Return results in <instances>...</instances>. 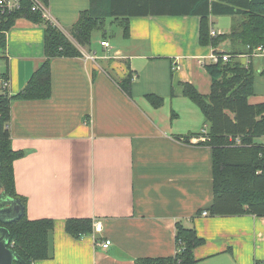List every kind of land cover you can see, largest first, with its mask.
Instances as JSON below:
<instances>
[{
  "label": "crops",
  "instance_id": "0c3cea01",
  "mask_svg": "<svg viewBox=\"0 0 264 264\" xmlns=\"http://www.w3.org/2000/svg\"><path fill=\"white\" fill-rule=\"evenodd\" d=\"M88 7V0H49L46 11L70 33ZM231 17L239 20L229 33L240 21ZM214 19L209 17L211 30L228 34L213 29ZM128 26V36L119 26L126 41L120 46L101 32L98 48L52 59L50 98L11 103V147L24 153L13 163L15 191L26 201L29 220L54 222L50 257L33 264L173 258L177 223L204 240L193 251L196 264H264V217L209 215L212 150L197 139L209 126L180 86L189 83L208 95L209 56L242 46L229 39L217 48L201 46L200 18L194 16L131 18ZM44 28L20 18L8 30L0 51V93L4 81L9 95L19 93L43 62ZM237 59L249 61L256 73L248 103H264V55ZM130 73L126 95L118 84ZM147 95L163 104L153 107ZM256 142L264 144V137ZM71 218L100 222L102 232L73 238L65 231ZM105 239L111 242L107 249L96 245Z\"/></svg>",
  "mask_w": 264,
  "mask_h": 264
},
{
  "label": "trees",
  "instance_id": "16d2710c",
  "mask_svg": "<svg viewBox=\"0 0 264 264\" xmlns=\"http://www.w3.org/2000/svg\"><path fill=\"white\" fill-rule=\"evenodd\" d=\"M46 7L49 0H40ZM88 10L82 12L72 26L70 38L61 30L32 12L27 1L11 12L0 10V51L6 48V33L16 20L23 18L34 24H44V60L17 94L0 93V190L2 196L20 201L21 218L5 227L10 247L26 263L50 257V235L54 228L51 219L29 220L26 201L15 191L13 163L24 156L14 151L8 131L12 101L45 100L51 96V60L58 57H79V48L90 45L94 31L103 32L106 21L118 22L128 36V21L140 17H199V44L217 48L226 40L239 43L243 50L234 51L227 62L209 64L206 71L211 78L208 95H202L189 83H181L182 95L195 104L209 126L208 141L203 145L212 150L213 201L208 208L211 216L253 215L264 217V144L256 142L264 137V103L249 104L253 95L256 73L233 56L248 53L247 47L264 48V0H88ZM238 16L229 34L210 35V16ZM264 75V70L260 73ZM132 74L119 82L130 95ZM150 104L158 108L163 98L147 95ZM240 138V146L229 139ZM201 213V212H200ZM65 231L73 238L90 235L93 224L89 219H68ZM177 253L173 258H146L135 264H196L193 251L204 244L194 229L176 224ZM260 264V263H256Z\"/></svg>",
  "mask_w": 264,
  "mask_h": 264
},
{
  "label": "built area",
  "instance_id": "2783aa9c",
  "mask_svg": "<svg viewBox=\"0 0 264 264\" xmlns=\"http://www.w3.org/2000/svg\"><path fill=\"white\" fill-rule=\"evenodd\" d=\"M22 1H27L30 9L34 10V11H38V13L41 15V17L50 22L52 24L53 27L59 28L58 24L52 20V18L48 15L46 8L44 7V5L41 3L40 0H0V10L1 12H11L14 10H18L21 8V3ZM210 35L211 36H216V33L211 30L210 31ZM101 46L104 48H109L110 45L108 42H102ZM247 49L249 50L248 53L244 54V55H237V56H233L234 58H240V57H246V58H252V57H256V56H262L264 55V48L262 46H259L257 48L254 49H250L249 47H247ZM232 58V56L230 54H225V53H218V52H214L209 56V59L211 61L210 64H215L217 62H219L220 60L223 62H226L228 60H230ZM245 66H247L249 64V61L245 64L243 63ZM7 88V81H4L3 83V92H6ZM197 139L199 141H208V129L205 126L201 131L199 136L197 137ZM230 142H233V146H240L241 141L240 138L236 137L234 139H229ZM203 216H206L207 213L203 212L202 213ZM93 232L95 234L97 233H101L102 232V224L100 222H94L93 223ZM96 245L100 246L102 249H107L111 242L110 240H96Z\"/></svg>",
  "mask_w": 264,
  "mask_h": 264
},
{
  "label": "water",
  "instance_id": "95a60500",
  "mask_svg": "<svg viewBox=\"0 0 264 264\" xmlns=\"http://www.w3.org/2000/svg\"><path fill=\"white\" fill-rule=\"evenodd\" d=\"M23 214L20 201L11 198L0 199V223L8 225L18 221ZM0 264H26L10 247L9 232L0 227Z\"/></svg>",
  "mask_w": 264,
  "mask_h": 264
},
{
  "label": "rangeland",
  "instance_id": "374dc122",
  "mask_svg": "<svg viewBox=\"0 0 264 264\" xmlns=\"http://www.w3.org/2000/svg\"><path fill=\"white\" fill-rule=\"evenodd\" d=\"M214 20H216V23L213 24V29H217V30L223 31L222 33H228L229 34L230 27L232 26L233 23H235L239 19L235 18V17H231V16H215ZM106 31L108 34H112V36L106 35V38L109 37V39L111 40V43L115 47L120 46L119 45L120 42H126L121 37V32H122L121 28L118 25H116L115 23L111 22L110 20L106 21ZM66 32H63V33L68 37L69 32H67V34H66ZM68 38H70V37H68ZM100 39H101V32L100 31H94L92 33L91 43H90L89 47L93 48V49L98 48L99 47L98 43H99ZM222 49L225 51H230L229 46H225Z\"/></svg>",
  "mask_w": 264,
  "mask_h": 264
},
{
  "label": "bare ground",
  "instance_id": "6f19581e",
  "mask_svg": "<svg viewBox=\"0 0 264 264\" xmlns=\"http://www.w3.org/2000/svg\"><path fill=\"white\" fill-rule=\"evenodd\" d=\"M46 8V7H45ZM32 12H38V11H34V10H32V9H30ZM41 16V15H40ZM42 18V17H41ZM43 19V18H42ZM44 20V19H43ZM53 20V19H52ZM46 21V20H45ZM48 22V21H47ZM50 23V22H49ZM51 24V23H50ZM58 24V23H57ZM52 25V24H51ZM59 26V25H58ZM56 28V27H55ZM57 29H59L60 30V26H59V28H57ZM62 31V30H61ZM210 31H211V29H210ZM214 37V36H213ZM257 48V47H256ZM227 62V61H226Z\"/></svg>",
  "mask_w": 264,
  "mask_h": 264
},
{
  "label": "flooded vegetation",
  "instance_id": "af4514ba",
  "mask_svg": "<svg viewBox=\"0 0 264 264\" xmlns=\"http://www.w3.org/2000/svg\"><path fill=\"white\" fill-rule=\"evenodd\" d=\"M0 199H4V197L2 196L1 190H0Z\"/></svg>",
  "mask_w": 264,
  "mask_h": 264
}]
</instances>
